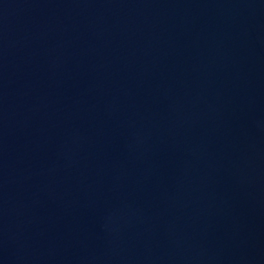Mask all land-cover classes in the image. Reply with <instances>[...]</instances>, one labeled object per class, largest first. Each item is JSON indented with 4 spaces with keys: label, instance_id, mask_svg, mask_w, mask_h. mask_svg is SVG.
Instances as JSON below:
<instances>
[{
    "label": "water",
    "instance_id": "95a60500",
    "mask_svg": "<svg viewBox=\"0 0 264 264\" xmlns=\"http://www.w3.org/2000/svg\"><path fill=\"white\" fill-rule=\"evenodd\" d=\"M0 264H264V0H0Z\"/></svg>",
    "mask_w": 264,
    "mask_h": 264
}]
</instances>
